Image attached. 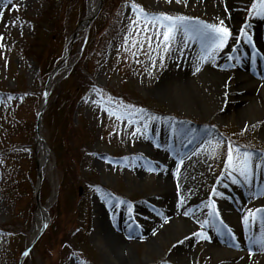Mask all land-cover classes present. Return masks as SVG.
Wrapping results in <instances>:
<instances>
[{
    "label": "rangeland",
    "instance_id": "rangeland-1",
    "mask_svg": "<svg viewBox=\"0 0 264 264\" xmlns=\"http://www.w3.org/2000/svg\"><path fill=\"white\" fill-rule=\"evenodd\" d=\"M97 2L12 0L8 4L0 0V264H19L34 231L39 223L43 225L35 202V184L40 171L37 161L41 163L46 152L39 200L41 206L51 207L49 223L24 264H224L231 259L224 251L256 254L261 246L254 222L259 217L264 219V206H257L256 199L264 196V191L251 197L245 185L257 177L254 164L264 162V97L260 96L251 110H240L237 101L246 92L233 97L228 89L219 109L207 108L196 114L189 106L193 97H188L187 88L180 87L168 95L159 92V81L172 70L177 71V64L184 61L183 51L194 44L204 46L206 41L196 37L189 46L192 38L178 24L165 50L162 34L156 38V32L164 29L151 17L186 16L189 28L218 24L223 19L231 36L224 48L210 55L205 47L206 59L228 60L225 63L234 71V78L227 80V86L240 81L244 74L262 84L264 35L254 37L264 26L261 0H233L232 19L213 14L215 10L206 0H104L94 22L69 43L90 5L97 6ZM119 9L123 10L121 17V11L116 12ZM116 14L120 18L116 19ZM113 20L123 26L122 34L107 46L97 42L93 56L95 47L89 44V34L96 31L97 41ZM35 34L50 38L45 44L52 54L46 52L41 63L25 54ZM86 51L89 61L86 55L88 63L82 70L90 83L79 89L75 73ZM250 53H256L252 64ZM63 60L68 76L61 74L58 78H65L54 85L42 123L43 144L38 145L35 123L43 90L51 72ZM104 89L114 93L104 96ZM253 94L258 97L260 93ZM158 128L163 130L157 132ZM165 128L169 132L164 134ZM218 141L220 146L216 147ZM229 145L235 170L227 165ZM193 146L201 151L193 162L200 183L189 177L188 186L192 192L201 189L207 197L202 222L195 224V232H205L210 240L190 237L186 256L183 233L170 230L154 238V222L162 229L167 221L158 200L163 192V166L158 156L180 159ZM245 152L253 157L247 182L239 174ZM63 181L64 199L58 192L52 200L55 187ZM233 191L235 215L242 221L238 232L235 226H229V220H223L226 228L221 225V217L209 215L212 209L206 207L214 202L218 209V200ZM100 210L106 215L102 216ZM249 213L252 215L246 223L244 217ZM120 215L140 236L127 237L116 221ZM108 217L113 218L112 231L124 237V244L119 242L117 246L106 236L102 224Z\"/></svg>",
    "mask_w": 264,
    "mask_h": 264
},
{
    "label": "bare ground",
    "instance_id": "bare-ground-1",
    "mask_svg": "<svg viewBox=\"0 0 264 264\" xmlns=\"http://www.w3.org/2000/svg\"><path fill=\"white\" fill-rule=\"evenodd\" d=\"M206 1L210 4L209 6L212 5L211 8H214L215 11L213 12V14H216L218 16L220 15L221 17H223L224 15V17L228 19L235 18V14L231 11L232 5L230 6L233 0ZM97 6H93L91 4L88 15H92L93 12H95L98 8ZM225 8L229 10L226 11ZM263 35L264 26L260 27L257 30L254 37L255 39H260ZM195 38L196 37L191 39V41L189 42V46H192L193 39ZM205 47H207V42L204 43V46L201 44H194L192 48L189 47L191 49H185L183 53L186 55V57L184 58V61L177 64L178 70H172L170 74L164 76L157 84L156 89L159 92L168 95L169 93H175L176 90L180 87L187 88L188 97H193V100L189 102V106L196 114L203 113L204 109L206 110L207 108H209V110L219 109L220 105H223L224 98L222 97L226 96V92L228 93V89L231 90V94H233V97L237 93L245 91V97L237 101V107L240 110H251L254 105L257 104V102L260 100L259 97H264V90L262 91V89L264 88V85L262 84L264 83L258 84L254 79L248 78V76L244 74L240 81L233 83V85L227 86V80L234 78V71L229 70L228 63H225L228 60H226V58L225 61L220 60L219 62H213L211 61V59H205V61L201 60L202 57H205ZM254 54L256 53H250L249 64H252L255 61V58L253 57ZM245 67L243 68L245 69ZM197 68H199L200 70L197 71ZM58 70V74L53 77V82H51V85L53 86L57 78L66 70H68V67L64 65ZM253 87H255V89H253ZM252 92H259L260 94L258 95V97H255L254 94L252 95ZM181 98H184V96L181 95ZM161 128H158L157 132H161L163 130ZM167 129L168 128L164 129V134L169 132V130ZM176 153H178V151H176L175 154ZM199 153H201V151H198V148L196 146H193L191 150L182 153L180 159H177L178 157L169 158L167 155L158 156L163 166L160 172V183L162 184L163 192L161 193V196H158V200L163 205V211L165 214L164 220L167 221L164 222V227L162 229L160 226H158V223L154 222V227H157V229L155 230L154 238L163 236L170 230H172V232L174 233H183L185 237H183L184 239L182 238L181 240L182 246L185 249L186 256H188L190 252L189 250L191 239L185 238L194 236L193 233L197 231L195 228V224L202 222L204 205L206 204L207 199L201 189L198 188L199 192H192V190L188 186L189 177H193V181L198 180V173L197 171L195 172L197 166L196 164L193 165V162L195 155H198ZM47 160L48 155L46 152V155L41 156L42 169L45 167ZM181 160L183 161L182 165L180 164ZM258 164L261 165V167H256V165ZM254 169L256 171V179L245 185V189L250 193L251 197L254 193H256V195L258 196L260 192L264 191V162L255 163ZM190 172H192V175H190ZM41 173L44 174L43 171H41ZM198 183H200L199 180ZM233 193L234 191L232 193H229L228 196L226 195L220 198L216 204L221 219L229 220V226H235V231L238 232L240 222L242 221H239V219L236 218L235 215L236 212L233 208L232 202L234 196ZM256 203L259 204L257 206L263 207L264 196L256 199ZM100 211L102 216L106 215L104 211ZM185 212H187V215L184 214ZM122 217L123 216L120 215L119 219H117L116 221H118L122 225L124 231L128 233L127 237L130 238L133 234L135 236H140L137 229H134V227L126 224L128 222L127 219L122 221ZM106 220L107 223H104V225L102 224L106 236L117 246L119 245V242L124 244V237L119 236L117 233L112 231L110 220H113V218L110 219V217H108V219L106 218ZM254 225H256L255 230L260 242L261 239H264V219L262 217H259L255 220ZM124 231L123 234H126ZM258 248L259 249H257V252L254 255L243 254L241 252L230 253L224 251L226 255L231 257V259H229L224 264H264V247L261 246V248ZM188 261L189 260L187 258L186 262Z\"/></svg>",
    "mask_w": 264,
    "mask_h": 264
},
{
    "label": "snow or ice",
    "instance_id": "snow-or-ice-1",
    "mask_svg": "<svg viewBox=\"0 0 264 264\" xmlns=\"http://www.w3.org/2000/svg\"><path fill=\"white\" fill-rule=\"evenodd\" d=\"M176 2L180 3L181 0H176ZM185 2H186V0H185ZM7 3L11 4L12 0H7ZM252 7H253V9H255L256 5L253 4ZM132 8L135 9L136 5L133 4ZM260 8L264 9V0H261ZM0 15H2V13H0ZM147 18H148V15L145 14V19H147ZM188 20H189V18L186 16H175V17H173L170 15H164V14L152 15L151 21L152 22H158L159 27L164 29V31L162 33H160L159 31L156 32V38L159 39L160 35L162 34L163 41L165 42V50H167L168 47H170L168 42L173 38V34L177 30L178 24L185 28V32H186V34L189 35V38L199 37L202 41H206L209 55L212 52H215L217 49L224 48L225 45L227 44L229 37L231 36V32H230L229 28L225 26V21L223 19H221L218 24L217 23L200 24V25L192 26L191 28H189L187 25ZM148 39L151 40V37H149ZM0 40H3L2 36H0ZM248 40L250 41L251 37H248ZM206 58L207 57H202V59H206ZM199 70L200 69L197 68V71H199ZM153 119H154V117H153ZM144 127L146 129L147 124H145ZM137 131H139V129H137ZM133 135H135V133H133ZM219 146H220V142L218 141L216 144V147H219ZM236 152H239V149H236ZM252 160H253L252 153H249V152L243 153L242 166L239 168V174L244 177L246 182L249 178V171L251 169ZM262 160H264V157H262ZM180 164L181 165L183 164L182 160L180 161ZM227 165L230 168H233V170H235L233 148L231 145H229L227 148ZM256 167H261V165L258 164V165H256ZM178 170H179V167H178ZM233 182H235V180H233ZM129 207L131 208V206H129ZM206 207H210L212 209V211L209 213V215H211L213 217H219L220 214L217 211L216 205L214 202L206 205ZM184 214L187 215V212H185ZM251 215L252 214L249 213L248 216L244 217V220L246 223H248L250 221ZM204 223H209V221H205ZM220 223L225 228L227 227V225H224L223 220H221ZM44 226L47 227L46 224ZM201 228H203V225H201ZM228 232H229V234H231V229H228ZM193 235L198 236L205 241L210 240V237L203 231L194 232ZM189 238L190 237H186L185 239H189ZM259 244H260V246L264 247V239H261ZM24 255L27 256L28 252L26 251L24 253Z\"/></svg>",
    "mask_w": 264,
    "mask_h": 264
},
{
    "label": "trees",
    "instance_id": "trees-1",
    "mask_svg": "<svg viewBox=\"0 0 264 264\" xmlns=\"http://www.w3.org/2000/svg\"><path fill=\"white\" fill-rule=\"evenodd\" d=\"M72 1L77 2L78 0H72ZM108 3H110V1H108ZM47 11L48 10H46V12ZM50 11L52 12L53 9L51 8ZM118 11H121V9L116 10V12H118ZM121 13H122V11H121ZM121 13H120V17H121ZM54 15H55V13H54ZM118 17H119V15L116 14V19ZM121 32H122V26L120 25V23L116 22V20H113L111 23H108L106 25L105 32L101 35V37L97 41L94 40L95 35H96V31L92 30L90 35H89V42H90L89 44H90V46L92 44V48H94L96 46L95 44L97 42H99V44L101 43L104 46H107L109 44V42L112 40H115L116 37L121 34ZM32 38H33V45L30 48H27V50L25 51V54H30L32 56H35L37 58V60L41 63L43 58H45L44 55L46 54V52H47L46 55H48V56H51V54H52V51H50L51 50L50 46L45 44L46 42H50V38L49 39L48 38H45V39L38 38L36 34ZM52 49H54V48H52ZM96 49H97L96 47L93 49V56L96 53L95 52ZM88 54H89V51H86L84 56H83L84 58L80 61V64L78 65V68H77L76 73H75L76 79L74 78L75 79L74 81H75V85L79 89L86 87L90 83L89 82L90 79L84 74V72L82 70L83 65L87 66V63H88L87 60L89 61V59H87ZM86 55H87V57H86ZM85 57L87 60L85 59ZM110 92L111 93L113 92L112 89H104L103 90L104 95H107ZM62 192H64V181L62 182V185H61L60 194ZM60 198L64 199L63 194H61ZM58 204H59V201L57 202V206H58ZM57 206H55V208H54V213L56 215H57L56 212L58 210ZM87 258H90V256L85 255V259H87Z\"/></svg>",
    "mask_w": 264,
    "mask_h": 264
},
{
    "label": "water",
    "instance_id": "water-1",
    "mask_svg": "<svg viewBox=\"0 0 264 264\" xmlns=\"http://www.w3.org/2000/svg\"><path fill=\"white\" fill-rule=\"evenodd\" d=\"M103 3H104V0H98V6H97L98 8L96 9L95 12H93L92 15L89 14L87 16V18L84 19L83 23L77 29L76 33L72 37V41L73 42H74V40H76L77 35H78V32L84 31L85 29H88L89 26L94 22V20L96 19V17L99 14V11L101 10V8L103 6ZM65 62H66V60H63L62 63L57 67L56 71L53 72V74L50 76V78L48 80V83H47V86L45 88V92H44V95H43V100H42V103L40 105L39 113H38V116H37V122H36V141H37V143L43 144V140H42V137H41L40 132H41V128H42V119H43L44 113H45V111H46V109L48 107L49 97L51 95L52 88H53V85H51V82H53L52 79H53V77L56 74H58V72H59L58 69L59 68H62L64 66L63 64H65ZM62 78L58 79L57 80V83ZM37 165L40 168V171H39L38 180H37V183H36V186H35V199H36L37 208L40 210V212L42 214L41 216L43 218V222H42L43 225H40L39 228L34 231L35 232L34 233L35 235H34L33 239L30 241V243H29V245H28V247L26 249V251L28 252V254L31 251V249L33 248V246L35 245V243L38 241V239L46 231L47 227H45L44 225L45 224L48 225V223H49L48 210L50 209V205L48 204L47 206L42 207L41 204H40V200H39L40 199V190H41V187H42V182H43L44 174L41 173V163H40V161H38ZM57 193H58V187L56 189V192L52 195V200H55L56 199ZM25 258H26V256L23 254V256H22V258L20 260V264L23 263V261H24Z\"/></svg>",
    "mask_w": 264,
    "mask_h": 264
}]
</instances>
